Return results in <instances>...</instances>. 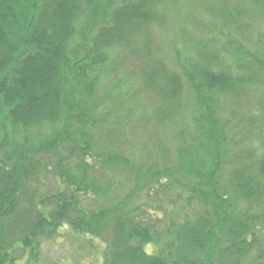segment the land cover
Returning a JSON list of instances; mask_svg holds the SVG:
<instances>
[{
  "label": "trees",
  "instance_id": "trees-1",
  "mask_svg": "<svg viewBox=\"0 0 264 264\" xmlns=\"http://www.w3.org/2000/svg\"><path fill=\"white\" fill-rule=\"evenodd\" d=\"M98 1L0 0V135L15 132V142L8 136L14 145L6 142L9 147L0 155V264H18L12 254L16 247L36 258L42 239L51 241L64 228L102 240L107 249L103 264H264V154L257 156L256 151L247 153L240 149L233 152L238 145L226 135L228 122L217 120L208 110L214 99L206 97V83L222 93L233 90L232 67L220 63L219 51L205 48L201 51L203 56L214 60L205 69L195 75L181 68L198 101L195 100L192 113L195 137L186 140L184 133L176 136L182 141L176 153L183 159L177 165L141 166L131 152L125 155L126 149L117 140L122 131L132 129L138 116L130 111L125 118L116 120L119 127L112 131L106 127L108 122L100 120L105 102H96L95 95L99 73L109 56L119 59L123 51L131 52L128 49L138 31L157 17L154 12L158 0L106 1L109 6L105 15L98 19L93 32L82 35V45L76 51L73 45L80 35L78 21L85 11L93 12ZM261 1L250 4L254 7V2ZM260 39L262 43L258 45L263 44ZM234 44H226L227 51L222 50L221 56ZM238 49L233 51L234 63H245V55L252 70H264L262 50L250 53L245 47ZM216 63L223 70L218 74L214 70ZM146 72V88H169L174 96L175 92L183 95L185 85L176 73L170 74L162 66ZM69 79L81 89L72 87L71 98L67 94ZM197 79L201 86L196 85ZM168 80L171 83L167 84ZM139 89L133 90L137 93ZM169 109L170 114L155 118L164 121L172 115V106ZM74 118L80 124L74 135L66 130L64 138L44 139L34 132L45 125L64 129ZM72 142L74 145H70ZM58 147L64 158L53 164L47 154ZM33 148L37 150L32 152ZM76 156L82 164L73 162ZM39 160L45 169L40 170ZM53 168H58V179L64 182L68 193L42 199L37 193V181L42 173L53 172ZM80 168L84 170L81 176L77 175ZM124 172L123 180L129 184H119L118 176ZM102 174L107 175L103 180L99 177ZM163 180L184 188L187 203L200 212L196 219L169 227L164 247L150 254L147 248L159 229L157 222L142 216L150 205H138L137 199L145 191L168 187ZM118 184V189L123 187L125 192L114 197ZM88 195L105 202L106 207L87 211L81 197ZM235 198L244 199L249 211L235 214L237 208L233 206L229 211ZM107 201L111 202L108 207ZM259 208L262 210L257 211Z\"/></svg>",
  "mask_w": 264,
  "mask_h": 264
},
{
  "label": "rangeland",
  "instance_id": "rangeland-1",
  "mask_svg": "<svg viewBox=\"0 0 264 264\" xmlns=\"http://www.w3.org/2000/svg\"><path fill=\"white\" fill-rule=\"evenodd\" d=\"M106 1L114 3L113 0H99L96 6L92 8L93 12L85 11L82 14L83 16L80 17L78 29H80L79 34L81 36L77 35L73 45L76 51L82 45V35L88 36L89 33L93 32L95 29L93 27L97 24L98 19L105 15V9L109 6L105 3ZM252 1L158 0L157 8L154 12L157 17H155L150 26H144L138 31L139 33L134 37L133 44L129 46L128 50H131V52L123 51L121 53L122 57L119 58L120 60L114 55L109 56L107 63L99 73L95 100L96 102H105V112L101 115L100 120H103V123L108 122L106 127L112 131L119 127L116 124V120L125 118L130 111L138 116L137 121L133 123L132 129L128 132L122 131V136L120 134V138L117 139L122 143L121 147L123 150L124 148L126 149L125 155L128 156V152H131L132 157L137 161L139 160L141 166L157 164L162 166V168L168 166L166 164L177 165L178 162L183 160L179 159L178 152L176 153V149L182 143L180 136H178L179 139L176 136L184 133L187 136L186 140L195 137L192 113L197 99L194 87L187 81L181 68L185 67L186 71L189 69L195 75L199 72V69H205L207 65L214 61L203 56L205 53H201V51L205 48L214 52L219 51L220 63L232 67V76L235 79L233 90L224 93L219 89H210L206 83V97L211 100L214 99L208 110L212 112L213 116L217 117V120L223 123L228 122L227 125L225 124L227 126L226 135L235 142V145H238L233 147V152L236 149H240L247 153H255L256 151L257 156L264 154V136H261L264 134V70L260 68L252 70L251 66L246 63L247 58L245 55L243 59L245 63L238 65L233 61V51L244 47L250 53L262 50L260 56L264 58V41L262 45H258L262 43L259 38L264 40V0L254 2V7L250 4ZM233 20L237 22L235 23ZM231 42L236 44L232 46V49L226 55L221 56L222 50L227 51L228 47L226 44ZM240 44L244 47H240ZM80 59L82 58L80 57ZM217 64L214 70L218 74L223 70L219 69ZM158 66L164 67L170 74L176 73V77L181 81V84L185 85L182 96H177L181 92L177 93L172 90V92H175L174 96L173 93H170L169 88L159 89L156 86L146 88L148 86L146 78L149 74L146 71L148 69L156 71ZM141 73L143 74L141 75ZM241 78H246L247 81L238 83ZM202 79L204 80V77ZM198 80L196 85L201 86ZM169 83H171L170 80H168L167 84ZM67 85L70 87L67 94L71 98L72 87L78 89L80 86L79 84L74 86L70 79ZM136 87L140 88L137 93L133 90ZM201 92L204 93L205 90ZM80 94L82 92L77 97ZM171 106L173 108V118L176 116L175 120L171 119L172 115L163 118L164 121H160V118H155V116L170 114L169 108ZM78 110L82 111L81 109ZM166 112L169 113L166 114ZM79 125L77 118H74L70 125L64 129H62V126L54 127L52 125L55 128L53 129L52 126L45 125L41 129H34V132L37 133L36 135L41 134L44 139L58 138V136H65L66 130H71L72 135L76 134ZM225 125L223 126L225 127ZM224 127H220V129L222 130ZM7 134L5 132L0 135V155L5 148L14 145V143H9L8 136L11 135L13 142H15V132L10 135ZM95 137L98 138L99 135H95ZM69 139H72V136ZM6 142H8L9 146ZM74 142L70 145H74ZM26 150L27 152L29 151L28 148ZM36 150L33 148L32 152ZM52 150L54 151L47 154V159H50L53 164H57L60 158H64V156L59 155L62 150L59 147ZM20 152L23 154L22 150ZM47 159L45 162L50 163ZM39 162L41 164L39 166L40 170L45 169V165L40 160ZM73 162L76 164L78 162L79 165L83 163L78 156ZM53 169V172H49L51 175L48 172H44L40 180L37 181V193L42 199L59 192L68 193L64 182L58 179L59 175L57 176L56 173L58 168ZM78 172L79 174L77 175L81 176L84 174L82 168ZM1 175L0 168V177ZM105 175L99 176L101 180H103ZM119 176V184L121 182L129 184L126 179L123 180L126 177L125 172L121 177ZM112 178H114L113 175ZM180 179L183 181L182 177ZM163 181H167L169 186H164L161 191L152 192L153 189L145 191L137 199L138 205H150L142 213V216L147 221L157 222L159 229L156 239L147 248L150 254H156L159 248L164 247L168 239L166 230L169 227L173 224L178 225L184 221H189L200 212L199 208L193 205L190 206L187 203V194L184 188L172 183V181ZM119 184L114 191L119 188ZM130 187L128 186L127 188L129 189ZM123 192H125V188L120 187L113 193V196H123ZM81 200L87 211L102 210L106 207L105 202L96 201L92 195L83 196ZM109 200L112 201L111 196ZM110 203L107 201V207ZM231 206L235 207V209L237 208L235 214L241 215L249 211L246 201L241 198H235V200L230 202L229 211ZM261 210V208L257 209V211ZM214 214L218 215L216 211ZM64 229L66 231L62 230L51 241L46 238L42 239L38 252H36V258H31L28 251L16 247L12 254L18 260L17 263H104V255L107 249L102 240L91 238L71 229Z\"/></svg>",
  "mask_w": 264,
  "mask_h": 264
}]
</instances>
